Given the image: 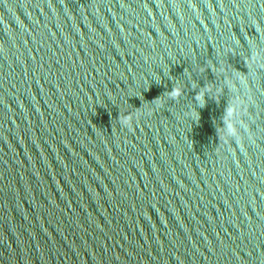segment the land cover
<instances>
[{
    "label": "water",
    "instance_id": "water-1",
    "mask_svg": "<svg viewBox=\"0 0 264 264\" xmlns=\"http://www.w3.org/2000/svg\"><path fill=\"white\" fill-rule=\"evenodd\" d=\"M0 264H264V0H0Z\"/></svg>",
    "mask_w": 264,
    "mask_h": 264
}]
</instances>
